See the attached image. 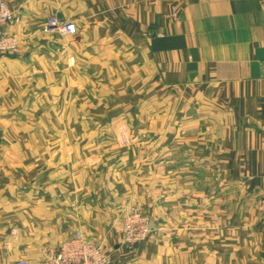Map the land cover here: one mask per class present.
I'll list each match as a JSON object with an SVG mask.
<instances>
[{"label":"crops","instance_id":"obj_1","mask_svg":"<svg viewBox=\"0 0 264 264\" xmlns=\"http://www.w3.org/2000/svg\"><path fill=\"white\" fill-rule=\"evenodd\" d=\"M6 1L0 264L78 229L112 264H264V0ZM50 15L75 33L44 32ZM104 127L144 136L85 133ZM120 183L153 220L131 246Z\"/></svg>","mask_w":264,"mask_h":264},{"label":"built area","instance_id":"obj_2","mask_svg":"<svg viewBox=\"0 0 264 264\" xmlns=\"http://www.w3.org/2000/svg\"><path fill=\"white\" fill-rule=\"evenodd\" d=\"M173 11V15H175ZM19 20L18 9L6 0H0V53H15L19 50V38L5 30V26ZM42 30L59 35L73 34L75 24L64 21L56 15L48 16L42 23ZM119 231L122 242L131 246L146 239L150 232L149 219L137 206L127 207L120 217ZM16 264H112L109 250L101 243L91 241L80 229L74 230L50 250L40 261L21 259Z\"/></svg>","mask_w":264,"mask_h":264},{"label":"rangeland","instance_id":"obj_3","mask_svg":"<svg viewBox=\"0 0 264 264\" xmlns=\"http://www.w3.org/2000/svg\"><path fill=\"white\" fill-rule=\"evenodd\" d=\"M94 131H97V136H101L102 138H114L115 141L117 142V146L119 148L126 146L127 144H129L130 142V137L132 136H136V135H142L144 136V131H138L137 128H131V129H127L125 127H119L116 130H112L110 127H104L103 129L100 130H93V129H87L85 131L86 135L92 134ZM94 146H91V149H93ZM96 147H100L101 148V152L102 153H107L113 150H110V145L109 143L107 144H102L101 146L97 145ZM88 153V152H87ZM143 165L139 164V169H143ZM141 173V180L142 182L146 183V180L148 181L147 176L143 173V171L140 170ZM140 180V178H138ZM147 185V184H146ZM122 183H120V185H118L117 187V192H116V201L118 202L117 204H119L121 207L118 210V214L117 216L120 218L122 216L123 211L133 205V206H137L143 215L147 216L149 219V228L151 231V228L153 227V220L152 217L147 214V212H145L141 206V204H139L136 201H132L131 200V192L126 191L123 187H122ZM87 238H89L86 235ZM91 241H95L92 238L90 239ZM95 242H101V241H95ZM102 243V242H101Z\"/></svg>","mask_w":264,"mask_h":264}]
</instances>
